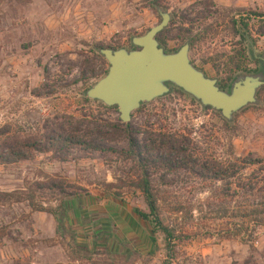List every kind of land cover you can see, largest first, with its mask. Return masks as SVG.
Here are the masks:
<instances>
[{"label":"rangeland","instance_id":"1","mask_svg":"<svg viewBox=\"0 0 264 264\" xmlns=\"http://www.w3.org/2000/svg\"><path fill=\"white\" fill-rule=\"evenodd\" d=\"M154 1L160 8L152 6ZM160 10L171 16L158 38L167 53L192 41L190 61L217 85L230 75L232 60L243 63L234 78L257 76L258 64L245 40L256 59L264 54V0H0V152L25 141L42 147L50 126L63 116L91 129L98 126L101 141L121 151L34 152L26 160L0 164V193L25 198L0 203V264H264V227L246 219L240 234L225 231V225L239 223L233 217L244 199L226 197L225 182L138 166L129 156V133L121 128L127 124L119 121L117 109L84 101L95 82L88 80L89 72L98 75L108 68L103 57L95 58L98 50H131L132 38L160 22ZM234 20L247 25L244 40ZM174 89L132 113L130 137L142 142L176 133L196 145L194 158L201 161H256L237 169L228 183L231 192L239 179L264 187L259 171L264 167V89L229 126L219 113ZM144 171L161 222L174 231L171 252L160 232L150 246L144 240L148 226L131 213H148L135 186ZM176 202L182 204V216L173 214ZM224 204L229 205L226 220Z\"/></svg>","mask_w":264,"mask_h":264},{"label":"trees","instance_id":"2","mask_svg":"<svg viewBox=\"0 0 264 264\" xmlns=\"http://www.w3.org/2000/svg\"><path fill=\"white\" fill-rule=\"evenodd\" d=\"M152 6L160 8V4L157 1L152 3ZM233 27L237 31L241 32V38L244 40L245 32H247V25L239 23L238 21H232ZM159 33L156 37L159 46L165 47L164 43L159 41ZM188 43L190 47L194 45L192 41L185 42ZM185 43H182L184 45ZM246 47L250 52L251 60L256 62L260 66V75H257L261 80H264V55L261 56L263 60L256 59L255 56L251 53V45L245 40ZM121 49L117 47L113 50ZM165 53H167L164 50ZM176 51H173V53ZM95 58L98 60L101 59L99 54L95 55ZM233 67V70L230 72V75L224 79L223 84L219 85L221 90L229 91L231 86L237 82L239 79H242V76L234 78L232 75L234 72H238L242 68L240 61L230 63ZM106 74V70H101L100 74H96L94 69H92L88 74V80H94L95 82L103 77ZM86 73L82 71L81 80L84 81ZM94 82V83H95ZM94 83L88 85V88L91 87ZM264 88L258 90V95L263 91ZM174 91L180 92L176 89ZM181 93V92H180ZM86 103L96 104L99 107L110 110H115V107L106 108L98 102H90L84 98ZM194 102V101H192ZM145 105H142L137 111L139 112L143 109ZM207 111H211L210 108H204ZM245 110V109H244ZM218 115V113H216ZM219 116V115H218ZM222 120V119H221ZM223 124L226 126L231 125L230 122L222 120ZM83 121L76 120L69 116H63L60 123H56L49 128V134L44 138L43 146L38 145L37 142L30 143L29 141L20 142L13 147H7V150L0 152V164H14L23 160H26L31 157L34 152L41 154L48 153H62L67 154L71 149H80L85 151L98 152L100 154H120L121 151L116 148L107 147L105 143L101 141L103 138V132L100 131L99 127H93L92 129L88 124L83 125ZM108 124V123H107ZM85 126V127H84ZM116 127V126H115ZM46 128V127H45ZM54 128V129H51ZM119 128L118 126L116 129ZM125 129V132L129 133V156L130 158L136 161L138 166H141L146 170H153L156 173L158 171H164L165 173L171 174H180L186 173L189 176H192L198 180H212L214 182H225L226 186L224 187V195L226 197L235 196L244 199V203H241L237 208L238 213L233 217L234 220H237L239 223L233 225V228H229L230 225H225V231L230 232L232 230H237L240 234L243 232V223L246 219L250 220L256 227H264V187H260L258 182L252 183L251 181L243 183V179L234 184L235 190L231 192V186L228 182L231 178H236L237 169L243 171L245 167L251 165H257L256 161H247V160H237L234 164L223 163V162H213L207 160H199L195 157L196 145L193 144L188 138L182 137L176 133L165 132L162 135L153 136L154 138H147L144 141H138L137 137L131 136L133 130L130 125L121 126ZM47 130V129H46ZM236 165H238L236 167ZM261 173H264V167L259 169ZM149 176H147L146 171H144L140 177V182L136 186V189L144 196L145 203L148 208V213H143L138 209H132V215L145 223L149 228L148 239L150 246L155 245L154 234L156 232L162 233L164 237V242L166 244V249L168 252H171V240L174 238V231L163 225L159 215V205L155 199V196L152 194L153 189L149 182ZM237 188V189H236ZM239 192H238V191ZM230 193H232L230 195ZM248 198V199H246ZM25 198L17 197L16 194L10 193H0V203H21ZM31 204V203H30ZM244 204V205H243ZM33 208V206H32ZM35 210V209H34ZM37 212H47L42 208H38ZM182 204L176 202L174 204L173 214L176 216L183 215ZM224 220L227 219L229 214V205L224 204L222 208Z\"/></svg>","mask_w":264,"mask_h":264},{"label":"water","instance_id":"3","mask_svg":"<svg viewBox=\"0 0 264 264\" xmlns=\"http://www.w3.org/2000/svg\"><path fill=\"white\" fill-rule=\"evenodd\" d=\"M159 15L156 26L131 39V50H98L108 68L85 92L87 100L106 108L115 107L122 124H128L133 112L164 97L171 88L219 113L228 122L236 113L255 104L257 91L264 86L259 77L245 75L229 91L221 90L215 79L207 78L192 64L188 43L174 53H165L156 37L168 27L171 16L161 10Z\"/></svg>","mask_w":264,"mask_h":264},{"label":"crops","instance_id":"4","mask_svg":"<svg viewBox=\"0 0 264 264\" xmlns=\"http://www.w3.org/2000/svg\"><path fill=\"white\" fill-rule=\"evenodd\" d=\"M79 212H80V213H84V211H82V210L79 211ZM128 218H129V217H128ZM129 222H130V223L132 222V220H131L130 218H129ZM132 229H133V228H132ZM144 236H145L144 240L147 241V239H148V232H147V231L144 232Z\"/></svg>","mask_w":264,"mask_h":264},{"label":"flooded vegetation","instance_id":"5","mask_svg":"<svg viewBox=\"0 0 264 264\" xmlns=\"http://www.w3.org/2000/svg\"><path fill=\"white\" fill-rule=\"evenodd\" d=\"M262 55H264V54H262ZM261 55V56H262ZM261 56L259 57V58H257V59H259V60H263V58H261ZM258 72H257V75H260V66L258 65V70H257ZM262 81H264V80H262Z\"/></svg>","mask_w":264,"mask_h":264}]
</instances>
